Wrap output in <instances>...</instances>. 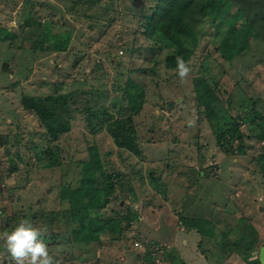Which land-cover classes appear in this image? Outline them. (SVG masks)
I'll use <instances>...</instances> for the list:
<instances>
[{"label": "rangeland", "instance_id": "rangeland-1", "mask_svg": "<svg viewBox=\"0 0 264 264\" xmlns=\"http://www.w3.org/2000/svg\"><path fill=\"white\" fill-rule=\"evenodd\" d=\"M153 4L0 0V235L15 214L16 222L28 218L47 226L58 264H249L238 253H225L217 239L221 230L244 222L257 231L252 235L246 226V235L260 239L250 250L264 244V39L233 64L217 48L222 33L202 21L199 29L206 33L181 82L176 67L166 64L170 48L141 33L140 12ZM49 27L71 37L66 50L48 47ZM198 76L225 105L233 99L234 116L257 114L251 123L241 119L243 143L217 142L212 120L199 106ZM141 88L144 102L134 113L129 98ZM25 94L46 97L53 106L69 94L66 106L56 108L57 132L24 106ZM238 105L246 106L245 113ZM121 119L134 125L138 153L120 146L108 130ZM54 152L62 163L49 160ZM97 158L114 172V188L109 194L104 189L108 202L88 214L114 217L123 230L120 237L106 230L101 241L91 234L90 242L75 243L70 234L76 221L53 217L69 209L61 197L66 179L75 185L82 163L95 167ZM117 171L125 173L122 182ZM213 222L216 234L203 237L198 229ZM0 264H11L2 240Z\"/></svg>", "mask_w": 264, "mask_h": 264}, {"label": "trees", "instance_id": "trees-1", "mask_svg": "<svg viewBox=\"0 0 264 264\" xmlns=\"http://www.w3.org/2000/svg\"><path fill=\"white\" fill-rule=\"evenodd\" d=\"M149 8L150 10L147 13L140 12L141 33L147 39L158 44L159 48L163 46L170 48L166 64L171 68L176 67L177 56L183 57L186 62L189 61L196 50L200 35L206 33L199 29V25H202L201 23L204 20L210 23L212 33H215V35L222 33L217 48H219L225 59L233 64L236 63V58L238 56L242 57L244 52L254 46V43L256 44L261 38L264 39V0H154L153 6H149ZM52 29L49 27L45 34L49 39L48 47L66 50L71 37H61L59 31L56 32L55 29L52 31ZM2 32L0 28V39H3ZM9 33L7 31L4 36L8 37V35H11ZM262 52L264 53V50ZM195 82L199 106L205 107L208 117L212 120L217 142L221 144L224 140L238 138L239 142L242 141L243 143L245 132L242 130L241 121L254 122L257 114L252 115L251 112H248L245 117L241 113L234 116L229 111V107L234 106L232 98L225 105L215 96L214 88L211 87L208 81H205L203 76H198ZM239 87H242L240 83L237 85V88ZM67 96L69 94L64 96L63 104L60 103L54 106L45 100L46 97L30 94L23 95L21 101L24 106L38 113L50 133H55L58 131L57 119H59L56 108L66 106L69 100ZM129 99L131 100L130 111L133 110L134 113H138L144 102V89H139L136 95L131 94ZM214 100H216V106L213 103ZM252 102L255 106L256 100ZM239 106L242 108V112L247 109L246 106ZM216 124L221 125V127ZM133 126L128 119H121L108 124V130L120 146L138 153L140 148ZM259 136L262 139L264 134ZM241 149H244V146ZM49 155V160L60 162L58 160L59 155L55 152ZM262 155L264 156V151ZM103 163L100 158H97L95 167H92V163H82L81 169L76 171L79 182L73 185L71 177H68L62 186L61 197L63 201L67 202L69 209L56 212L53 218H63L67 224L68 221H70V224L74 220L76 221L79 227L77 229L73 228L70 234L75 243L90 242L91 237L88 236L91 234L101 241L100 234L106 230L113 237H120L123 230L122 222L120 224V221L114 217H105L101 214L99 217L88 214L89 208L98 209L108 202L107 198L103 200V190L105 189V192L109 194L112 191L111 189L114 188V183L109 179L114 172L108 173L104 169ZM48 164L52 165L54 163L48 161ZM73 172L75 173V171ZM114 175L116 181L122 182L124 178L122 171H117ZM5 210L6 208H3V211ZM16 218L15 214L11 215L5 223V229H10L16 223ZM51 220L53 221L52 218ZM199 222L201 221H196V226ZM214 223L209 229H198V231L203 237L206 235L214 236L217 230V225ZM246 226L244 222H241L237 223L235 228H232L235 230H221L222 239H217V241L222 249L227 248L225 253L227 251L238 253L249 264H253L250 261V253L252 252L250 249L258 245L260 239L259 237L257 239L246 235ZM247 227L252 235H256L255 232L257 233V231L254 226ZM115 233L118 234L114 236ZM254 264H260L259 260L255 261Z\"/></svg>", "mask_w": 264, "mask_h": 264}, {"label": "clouds", "instance_id": "clouds-1", "mask_svg": "<svg viewBox=\"0 0 264 264\" xmlns=\"http://www.w3.org/2000/svg\"><path fill=\"white\" fill-rule=\"evenodd\" d=\"M191 71L189 62L177 56L176 74L181 82L188 78ZM48 237L50 232L47 226H39L31 219L21 218L0 235V240L7 249L11 264H58L50 253ZM257 260L264 264V245L250 253V261L254 264Z\"/></svg>", "mask_w": 264, "mask_h": 264}, {"label": "water", "instance_id": "water-1", "mask_svg": "<svg viewBox=\"0 0 264 264\" xmlns=\"http://www.w3.org/2000/svg\"><path fill=\"white\" fill-rule=\"evenodd\" d=\"M5 67H6V65H4L2 69H5ZM124 175H125V173H124Z\"/></svg>", "mask_w": 264, "mask_h": 264}]
</instances>
